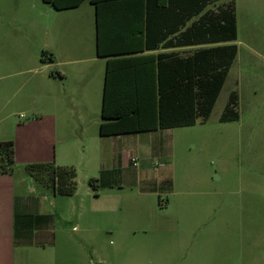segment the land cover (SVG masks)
<instances>
[{
  "label": "rangeland",
  "instance_id": "374dc122",
  "mask_svg": "<svg viewBox=\"0 0 264 264\" xmlns=\"http://www.w3.org/2000/svg\"><path fill=\"white\" fill-rule=\"evenodd\" d=\"M230 1L239 52L210 117L167 133L166 164L131 167L128 154L121 165L109 147L97 148L87 115L67 110L62 14L41 0H0V71L22 61L25 94L46 113L25 110L17 118L22 127L0 122V143L13 142L17 152L13 173L27 193L41 189L26 170L32 163L76 172L73 196L47 194L54 245H20L18 258L26 264H264V0L222 3ZM51 56L54 62H41ZM232 94L239 120L222 123ZM54 97L53 118L46 105ZM110 175L174 180V192L163 209L158 196L119 202L111 197L118 190L94 189L93 179Z\"/></svg>",
  "mask_w": 264,
  "mask_h": 264
},
{
  "label": "crops",
  "instance_id": "0c3cea01",
  "mask_svg": "<svg viewBox=\"0 0 264 264\" xmlns=\"http://www.w3.org/2000/svg\"><path fill=\"white\" fill-rule=\"evenodd\" d=\"M41 1L55 11L56 8L62 9L57 12L61 13L64 19L65 51L68 58L66 64L70 66L65 74L67 110L81 117L82 114L87 115L89 124L94 126L97 148L109 147L114 154L115 163L121 165L124 154H128L127 162L131 167H136L137 162L141 161L155 160L162 165L169 162L167 133H172L174 129L100 136L108 61L120 60L113 66L117 74L115 87L153 90L160 57L175 56L184 59L201 49L231 45L233 42L195 46L175 44L179 33L169 35L167 30H184L185 28L181 27L183 16L179 15L178 10L169 8V4L162 0ZM155 44H158V47L152 49ZM99 48L101 56L98 54ZM24 73L22 61L17 59H13L11 65L3 67L0 71V122L15 121L17 126L22 127L23 124H19L17 118L25 110L35 116L46 115L36 108L37 98L26 96ZM46 106L47 115L54 118L55 97L52 103L48 102ZM17 160L16 152L15 163ZM40 163L51 162L32 164ZM13 172L0 174V264L28 263L23 255L21 258L17 256L20 245H36L45 250L48 245L55 243L49 236L53 215L47 206V194L53 193L40 185V190L27 189L26 193V188H23L24 180H17ZM115 178L111 175L100 177L99 188L118 190L121 194L111 197L119 202L123 197L144 200L158 196L159 207L163 209L170 203L169 199L165 201L164 197L168 198L174 192V180ZM49 203L51 204L50 201Z\"/></svg>",
  "mask_w": 264,
  "mask_h": 264
},
{
  "label": "trees",
  "instance_id": "16d2710c",
  "mask_svg": "<svg viewBox=\"0 0 264 264\" xmlns=\"http://www.w3.org/2000/svg\"><path fill=\"white\" fill-rule=\"evenodd\" d=\"M162 1L183 16L181 27H184V30H167L169 35L179 33L175 44L214 45L237 40L234 2ZM152 47L154 49L158 44ZM98 54H102L100 48ZM237 54L238 47L233 43L201 49L184 59L175 56L160 57L153 90L115 87L117 74L113 66L120 60H109L106 67L100 136L188 128L195 126L199 121L205 123L213 111ZM48 60L55 61L51 56L48 59L42 58L41 62L46 63ZM235 100L236 95L232 94L220 122L239 120V115L232 109ZM0 155V174L12 173L15 168L14 143L1 142ZM26 170L38 185L54 195L73 196L76 192V172L71 168L56 166L53 163H40L28 165ZM92 183L97 191L100 187L99 179H93Z\"/></svg>",
  "mask_w": 264,
  "mask_h": 264
}]
</instances>
